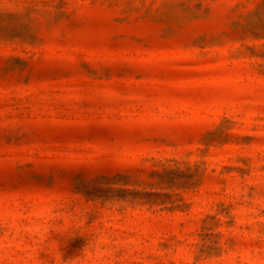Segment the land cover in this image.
Segmentation results:
<instances>
[{"label":"rangeland","instance_id":"obj_1","mask_svg":"<svg viewBox=\"0 0 264 264\" xmlns=\"http://www.w3.org/2000/svg\"><path fill=\"white\" fill-rule=\"evenodd\" d=\"M0 264H264V0H0Z\"/></svg>","mask_w":264,"mask_h":264}]
</instances>
